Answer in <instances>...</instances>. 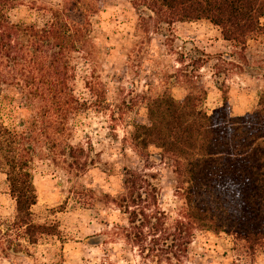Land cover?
Here are the masks:
<instances>
[{"label":"trees","instance_id":"trees-1","mask_svg":"<svg viewBox=\"0 0 264 264\" xmlns=\"http://www.w3.org/2000/svg\"><path fill=\"white\" fill-rule=\"evenodd\" d=\"M97 1L65 0L58 7L39 8V20L17 22L13 11L25 0H0V171L15 201L12 220L0 221L2 252L27 250L44 235H57L53 224L34 218L39 196L33 161L40 137L60 134L61 123L90 107L91 101L75 92L78 73L83 72L90 92L102 85L91 21L99 12ZM131 1L140 16H155L165 35L176 22L210 23L240 56L239 63L231 60L233 54L229 60L220 56L215 65L252 68L246 49L251 40L264 38V0ZM189 59L191 64L178 69L187 94L178 99L166 87L150 98L148 122L132 124L130 142L146 165L143 170L125 168L123 190L111 199L127 216L123 234L137 248L140 262L135 264L183 262L200 230L233 238L237 257L232 264H254L264 257V85L251 111L232 115L228 89L222 88V104L208 111V92L196 74L206 60ZM8 85L21 88L40 109L33 122L36 128L39 121L44 123L38 134L6 122L2 96ZM151 146L160 152L151 153ZM166 159L183 203L176 215L161 208L160 173L150 171ZM73 163L84 167L91 160L76 158ZM94 264L117 263L105 259Z\"/></svg>","mask_w":264,"mask_h":264},{"label":"rangeland","instance_id":"rangeland-1","mask_svg":"<svg viewBox=\"0 0 264 264\" xmlns=\"http://www.w3.org/2000/svg\"><path fill=\"white\" fill-rule=\"evenodd\" d=\"M64 1L25 0L13 11L12 18L17 22L36 21L42 15L39 8L58 7ZM97 4L99 12L91 16V21L92 35L99 46L98 79L102 85L92 93L85 86L83 72L78 73L75 92L91 101L90 107L61 123L64 130L60 134L40 137L33 161L39 196L33 206L34 218L53 224L57 235H44L27 250L0 251V264H94L105 259L117 264L140 262L137 248L123 234L127 216L111 198L123 190L125 168L143 170L146 165L130 142L132 124L148 122L150 98L166 87L178 99L187 94L188 85L178 69L191 64L189 56L206 60L196 74L208 92V111L222 104L220 88L228 89L232 115L244 114L258 104L264 85V38L248 43L246 54L252 68L244 64L242 70L220 63L216 66L220 56L229 60L233 54L231 60L237 63L240 56L235 45L225 41L210 23L176 22L165 35L157 29L160 25L156 17L140 16L131 0H98ZM181 52L185 53L183 63L179 62ZM2 100L8 124L37 134L38 128L44 127L40 121L37 128L34 125L40 109L21 88L6 86ZM149 151L160 152L154 146ZM76 158L81 162L87 158L91 163L80 167L73 163ZM150 171L160 173L161 208L176 215L183 203L176 193L170 161L154 163ZM14 210L6 175L0 171L2 224L12 220ZM3 242L8 243L7 239ZM232 248L231 236L200 230L188 257L174 264H232L237 257ZM254 264H264V257H258Z\"/></svg>","mask_w":264,"mask_h":264},{"label":"crops","instance_id":"crops-1","mask_svg":"<svg viewBox=\"0 0 264 264\" xmlns=\"http://www.w3.org/2000/svg\"><path fill=\"white\" fill-rule=\"evenodd\" d=\"M215 27V26H214ZM220 32V31H219ZM222 37V36H221ZM226 41V40H225Z\"/></svg>","mask_w":264,"mask_h":264}]
</instances>
